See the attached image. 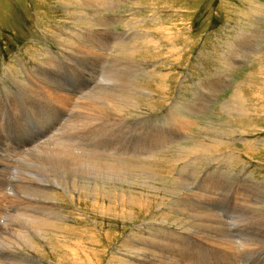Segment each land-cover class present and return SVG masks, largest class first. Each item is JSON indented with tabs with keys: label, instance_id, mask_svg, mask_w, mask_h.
I'll return each mask as SVG.
<instances>
[{
	"label": "rangeland",
	"instance_id": "374dc122",
	"mask_svg": "<svg viewBox=\"0 0 264 264\" xmlns=\"http://www.w3.org/2000/svg\"><path fill=\"white\" fill-rule=\"evenodd\" d=\"M59 143L124 178L35 199L53 175L33 158ZM0 149L1 264H264V0H0ZM205 210L233 243L198 229ZM23 213L61 220L35 235Z\"/></svg>",
	"mask_w": 264,
	"mask_h": 264
},
{
	"label": "bare ground",
	"instance_id": "6f19581e",
	"mask_svg": "<svg viewBox=\"0 0 264 264\" xmlns=\"http://www.w3.org/2000/svg\"><path fill=\"white\" fill-rule=\"evenodd\" d=\"M104 4V3H103ZM93 5V4H92ZM95 5V4H94ZM68 6V5H67ZM79 14V13H78ZM122 17V16H121ZM110 19V18H109ZM108 31V30H107ZM96 32V31H95ZM102 32V31H101ZM100 35V34H99ZM100 37V36H99ZM105 37V36H104ZM137 37V36H136ZM104 41V40H103ZM102 42V41H101ZM100 42V43H101ZM107 42V41H106ZM108 44V43H107ZM103 45V44H102ZM106 45V44H105ZM99 46V45H98ZM104 46V45H103ZM106 47V46H105ZM93 48V47H92ZM91 48V49H92ZM97 48V47H96ZM102 48V47H101ZM100 50V49H99ZM97 56V55H96ZM245 56V55H244ZM155 57V56H154ZM86 58V57H85ZM94 59V58H93ZM102 59V58H101ZM105 59H106V57H105ZM159 59V58H158ZM133 61V60H132ZM52 63V62H51ZM94 63V62H93ZM88 64V63H87ZM22 67V66H21ZM49 67V66H48ZM88 67V66H87ZM91 67V66H90ZM103 67V66H102ZM111 67V66H110ZM115 67V66H114ZM94 69V68H93ZM137 69V68H136ZM92 70V69H91ZM96 70V69H95ZM86 72V71H85ZM93 72V71H92ZM96 72V71H95ZM30 74V73H29ZM97 74V73H96ZM133 74V73H132ZM86 75V74H85ZM91 75V74H90ZM92 75H94L93 73H92ZM113 75V74H112ZM116 76V75H115ZM90 77V76H89ZM102 77V76H101ZM104 77V76H103ZM118 80V79H117ZM33 81V80H32ZM130 81V80H129ZM126 82V81H125ZM232 83V82H231ZM51 84V83H50ZM49 84V85H50ZM96 84H97V82H96ZM128 85V84H127ZM137 85V84H136ZM3 86V85H2ZM1 86V87H2ZM131 86V85H130ZM214 87V86H213ZM110 88H111V86H110ZM141 88V87H140ZM45 89V88H44ZM57 89V88H56ZM104 89V88H103ZM137 89V88H136ZM128 90V89H127ZM133 90V89H132ZM101 91V90H100ZM134 91V90H133ZM66 92V91H65ZM104 92V91H103ZM103 92H101V93H103ZM96 93V92H95ZM100 93V92H99ZM105 93V92H104ZM103 93V94H104ZM107 93V92H106ZM92 94V93H91ZM262 94V93H261ZM79 95V94H78ZM90 95V94H89ZM95 95V94H94ZM101 95V94H100ZM106 95V94H105ZM108 95V94H107ZM106 95V96H107ZM93 96V95H92ZM109 96V95H108ZM236 96V95H235ZM247 96V95H246ZM24 97V96H23ZM98 97V96H97ZM102 97H103V95H102ZM175 97V96H174ZM258 97V96H257ZM65 98V97H64ZM78 98V97H77ZM84 98V97H83ZM82 98V99H83ZM91 98V97H90ZM110 100L111 101H115L114 103L115 104H117L118 105V107H120V109L122 110V108H126L127 109V107H131V104H134V105H137V100L136 99H133V98H131V97H129L128 98V96H124V97H121V96H119V95H110ZM156 98V97H155ZM166 98V97H165ZM97 99V98H96ZM99 99H101V98H99ZM235 99V98H234ZM75 100V99H74ZM92 100V99H91ZM109 100V99H108ZM170 100V99H169ZM260 100H261V98H260ZM263 100V99H262ZM83 102H84V99L82 100ZM103 101V100H102ZM257 101H259V100H257ZM72 102V101H71ZM76 102V101H75ZM81 102V101H80ZM86 102V101H85ZM84 102V103H85ZM92 102V101H91ZM98 102H100V101H98ZM108 102V101H107ZM173 102V101H172ZM235 102V101H234ZM90 103V102H89ZM89 103H87V105L89 104ZM93 103V102H92ZM101 103V102H100ZM103 103V102H102ZM101 103V104H102ZM112 103V102H111ZM259 103V102H258ZM261 103V102H260ZM79 104V103H78ZM91 104V103H90ZM94 105L96 104V103H93ZM92 104V105H93ZM243 104V103H242ZM91 105V106H92ZM97 105H99V104H97ZM174 105V104H173ZM200 105V104H199ZM72 106V105H71ZM73 106H75V105H73ZM83 106V105H82ZM81 106V107H82ZM102 105H99L97 108H99V107H101ZM245 106V105H244ZM80 107V106H79ZM80 107V108H81ZM105 107H109V106H107L106 104H105ZM112 107H113V105H112ZM167 107V106H166ZM77 108V107H76ZM90 108V107H89ZM94 108V109H93ZM93 110H96L95 109V107L93 106ZM110 108V107H109ZM88 109V108H87ZM92 109L90 110V113H94V112H92ZM107 109V108H106ZM119 109V108H118ZM79 110V109H78ZM97 110H99V109H97ZM96 110V111H97ZM101 110V109H100ZM116 110V109H115ZM188 110V109H187ZM201 110V109H200ZM237 110H241V111H245L246 110V108H237ZM84 111V110H83ZM88 111V110H87ZM107 111V110H106ZM167 111V110H166ZM75 112H76V110H75ZM101 112H102V110H101ZM100 112V113H101ZM78 113V112H77ZM96 113V112H95ZM246 113V112H245ZM81 114V113H80ZM83 114V113H82ZM87 114V113H86ZM106 114L107 115H109V118L111 117V115H114V114H117L116 112H114L113 111V109L111 110V109H109L107 112H106ZM105 114V115H106ZM167 114V113H166ZM231 114V113H230ZM84 115V114H83ZM92 115V114H91ZM96 115H97V113H96ZM99 115V114H98ZM165 115V114H164ZM87 117H88V115H86ZM93 116V115H92ZM101 115H99V117H100ZM120 117H121V115H119ZM97 118H98V116H97ZM101 118V117H100ZM107 117L105 116V119H106ZM115 118H117V117H115ZM114 118V119H115ZM169 118V117H168ZM73 119H75V118H73ZM102 119V118H101ZM111 119V118H110ZM118 119V118H117ZM138 119V118H137ZM142 119H144V118H142ZM65 120V119H64ZM185 120V119H184ZM68 121V120H67ZM62 122H64V121H62ZM82 122V121H81ZM85 122V121H84ZM98 123H99V121H98ZM111 123V122H110ZM127 123V122H126ZM182 123V122H181ZM65 124V123H64ZM183 124V123H182ZM192 124V123H191ZM196 124V123H195ZM67 125V124H66ZM89 125H90V123H89ZM110 125V124H109ZM62 126H63V124H62ZM190 126V125H189ZM64 127V126H63ZM86 127V126H85ZM116 127V126H115ZM184 127V126H183ZM131 128V127H130ZM69 129V128H68ZM91 129V128H90ZM191 129V128H190ZM94 130V129H93ZM136 130V129H135ZM221 130V129H220ZM232 130H233V128H232ZM77 132V131H76ZM80 134V133H79ZM86 134V133H85ZM93 134V133H92ZM91 134V135H92ZM177 134V133H176ZM47 135V134H46ZM95 135V134H94ZM189 136V135H188ZM130 137V136H129ZM96 138V137H95ZM128 138V137H127ZM69 140V139H68ZM178 141V140H177ZM91 142V141H90ZM44 143V142H43ZM70 143V142H69ZM10 144V143H9ZM60 144V143H59ZM83 144V143H82ZM87 144V143H86ZM8 145V144H7ZM61 145V144H60ZM65 145V144H64ZM90 145V144H89ZM165 146V145H164ZM17 147V146H16ZM55 147V146H54ZM62 145H61V147H59V149H57V150H55V149H51V148H48L46 151H45V153L44 152H40L39 153V155L35 158L34 157V155H33V161H34V163L38 166V167H40L42 170L44 169L45 171H47L48 172V174H49V172L53 175V176H51V180L49 179V176L47 175V176H45L44 178L42 177L41 179L39 178V179H36V181H33V183H31V184H35V183H38V184H36V187H26L29 191H30V193L32 194V197H34V195L35 194H39L40 196L42 195V196H44L43 198H47V199H50V201H51V199H53L54 198V194H57L56 192H57V190H56V183H58L59 185H63V187H65L66 188V183L69 185V186H71V185H73L74 184V182H76L75 180H73V181H71V179L72 178H70V177H72V176H70L71 174H73V173H79V174H82V175H87V177H89L88 176V171H90L89 172V174H91L92 176H91V178H98V180L100 181V179H102L103 181H110L111 179H120V180H122L124 177H123V175H122V173H119V172H117L116 171V169H114V168H119V169H121L122 170V167L121 166H119V163H118V165H116V164H109V163H107V164H103V162L101 163V162H98L97 160L95 161V159H90V158H88V157H83L82 155H79V154H77V153H75L74 151H73V148H72V150L71 151H68V150H63L62 151ZM197 147V146H196ZM21 148V147H20ZM152 148V147H151ZM193 148V147H192ZM71 149V148H70ZM107 149V148H106ZM129 149V148H128ZM204 149V148H203ZM230 149V148H229ZM1 150V149H0ZM6 150V149H5ZM27 150V149H26ZM146 150V149H145ZM232 150V149H231ZM114 151V150H113ZM12 154V153H11ZM89 154V153H88ZM106 154V153H105ZM113 154V153H112ZM31 155V154H30ZM120 156V155H119ZM139 156V155H138ZM30 157V156H29ZM107 157H108V155H107ZM106 157V158H107ZM111 157V156H110ZM136 157V156H135ZM140 157V156H139ZM138 157V158H139ZM201 157H202V155H201ZM25 158V157H24ZM105 158V159H106ZM8 159V158H7ZM29 159V158H28ZM31 159V158H30ZM125 159V158H124ZM147 159V158H146ZM107 160H109V159H107ZM118 160V159H117ZM126 160V159H125ZM150 160V159H149ZM13 161V160H12ZM23 161V160H22ZM31 162H32V160H30ZM103 161V160H102ZM105 161V160H104ZM127 161V160H126ZM143 161V160H142ZM112 162V161H111ZM5 163V162H4ZM187 163V162H186ZM33 164V163H32ZM36 165H34V166H36ZM143 165V164H142ZM148 165V164H147ZM146 165V166H147ZM183 165V164H182ZM98 166H101V167H103L104 169H102V168H99ZM212 166V165H211ZM114 170H113V169ZM134 168V167H133ZM124 169V168H123ZM127 169V168H126ZM120 170V171H121ZM125 170V169H124ZM191 172V171H190ZM194 172V171H193ZM135 173H137V172H135ZM74 174V175H75ZM127 174H129V173H127ZM150 176V175H149ZM205 176V175H204ZM47 177V178H46ZM129 177H130V175H129ZM128 177V178H129ZM5 178V177H4ZM23 178V177H22ZM73 178H75V177H73ZM86 178V177H85ZM85 178H81L80 180H79V184H78V186L76 187V189H78V190H83V191H88V192H91V197H92V192H94V191H97V186L95 185V183L93 184V186H91L90 185V183H91V181L89 182L88 181V179H87V181H85L84 179ZM100 178V179H99ZM135 179H136V177H134ZM147 178V177H146ZM145 178V179H146ZM44 179H46V180H44ZM90 179V178H89ZM96 179H92V181H95ZM153 179V178H152ZM77 180V179H76ZM128 180V179H127ZM191 180V179H190ZM205 180V179H204ZM85 181V182H84ZM98 181V182H99ZM112 181V180H111ZM115 181V180H114ZM119 181V180H118ZM132 181V180H131ZM134 181V180H133ZM194 181V180H193ZM219 181V180H218ZM43 182H47V183H43ZM56 182V183H55ZM209 182V181H208ZM25 183V182H24ZM120 183V182H119ZM124 183V182H123ZM128 183V182H127ZM130 183V182H129ZM140 183V182H139ZM152 183V182H151ZM41 184H43V185H45V186H43V185H41ZM99 184V183H98ZM103 184V183H102ZM121 184V183H120ZM126 184V183H125ZM130 184H132V183H130ZM137 184V183H136ZM146 184H147V182H146ZM227 184V183H226ZM53 185V186H52ZM144 185V184H143ZM148 185H150L149 183H148ZM152 185V184H151ZM198 185V184H197ZM202 185V184H201ZM240 185V184H239ZM76 186V185H75ZM142 186V185H141ZM217 186V185H216ZM100 187H102L101 185H100ZM130 187V186H129ZM154 187H156V186H154ZM165 187V186H164ZM69 188V187H68ZM104 188V187H103ZM102 188V189H103ZM201 188V187H200ZM101 189V188H100ZM100 189H99V191H100ZM109 189V188H108ZM112 189V188H111ZM128 189V188H127ZM133 189V188H132ZM149 189H151V188H149ZM155 190H156V188H154ZM204 189V188H203ZM129 190V189H128ZM127 190V191H128ZM131 190V189H130ZM178 190V189H177ZM216 190V189H215ZM12 191V190H11ZM102 191V190H101ZM105 191H106V189H105ZM138 191V190H137ZM140 191V190H139ZM174 191V190H173ZM179 191V190H178ZM195 191V190H194ZM225 191V190H224ZM19 192V191H18ZM98 192V191H97ZM114 192V191H113ZM113 192H111V193H113ZM117 192V191H116ZM118 192H121V191H119L118 190ZM117 192V193H118ZM130 193H131V191H129ZM129 192H127L128 194H129ZM133 192H135V191H133ZM230 192V191H229ZM95 193V192H94ZM101 193V192H100ZM109 193V192H108ZM126 193V192H125ZM156 193V192H155ZM228 193V192H227ZM5 194V193H4ZM83 194V193H82ZM114 194V193H113ZM119 194H121V193H119ZM136 194V193H135ZM148 194V193H147ZM209 194V193H208ZM69 195V194H68ZM96 195V194H95ZM105 195V194H104ZM126 195V194H125ZM187 195V194H186ZM185 195V196H186ZM197 195V194H196ZM207 195V194H206ZM101 196V195H100ZM113 196H115V195H113ZM112 196V197H113ZM120 196V195H119ZM132 196V195H131ZM138 196V195H137ZM215 196V195H214ZM20 197V196H19ZM71 197V196H70ZM110 198H111V195L109 196ZM126 197V196H125ZM171 197V196H170ZM15 198V197H14ZM17 198V197H16ZM35 198V197H34ZM57 198V197H56ZM72 198V197H71ZM74 198V197H73ZM118 198H120V197H118ZM127 198H130V196L129 197H127ZM126 198V199H127ZM137 198V197H136ZM136 198H134V200L136 199ZM191 198V197H190ZM215 198V197H214ZM218 198V197H217ZM221 198V197H220ZM238 198V197H237ZM36 199V198H35ZM55 199V198H54ZM116 199V198H115ZM114 199V200H115ZM123 199V198H122ZM121 199V200H122ZM180 199V198H179ZM194 199V198H193ZM26 200V199H25ZM40 200H42V199H40ZM60 200V199H59ZM105 200V199H104ZM108 200V199H107ZM118 200V199H117ZM143 200H145V199H143ZM184 200V199H183ZM195 200V199H194ZM221 200V199H220ZM124 201V200H123ZM123 201H121V202H123ZM129 201V200H128ZM213 201V200H212ZM4 202V201H3ZM93 202V201H92ZM111 202V201H110ZM110 202H107V203H110ZM125 202V201H124ZM123 202V203H124ZM134 202V201H133ZM132 202V203H133ZM180 202V201H179ZM183 202V201H182ZM188 202V201H187ZM202 202V201H201ZM2 203V202H1ZM100 203V202H99ZM112 203V202H111ZM114 203V202H113ZM129 203V202H128ZM181 203V202H180ZM189 203H191V202H189ZM229 203V202H228ZM34 204V203H33ZM115 204V203H114ZM131 204V203H130ZM46 205V204H45ZM50 205V204H49ZM53 205V204H52ZM94 205V204H93ZM98 205V204H97ZM100 205H101V203H100ZM110 205V204H109ZM128 205V204H127ZM185 205V204H184ZM206 205V204H205ZM102 206V205H101ZM112 206V205H111ZM114 206V205H113ZM116 206V205H115ZM114 206V207H115ZM126 207H128V206H126ZM119 208V207H118ZM186 208H188V207H186ZM212 208V207H211ZM98 209H100V208H98ZM104 209H105V207H104ZM112 209V208H111ZM125 209V208H124ZM183 209V208H182ZM196 209V208H195ZM121 209L119 208V211H120ZM127 210V209H126ZM202 210V209H201ZM212 210V209H211ZM103 211V210H102ZM117 211V210H116ZM123 211V210H122ZM128 211V210H127ZM193 211V210H192ZM196 212L198 211V210H195ZM226 211V210H225ZM255 211V210H254ZM54 213V212H53ZM111 213V212H110ZM124 213V211L122 212V214ZM128 213V212H127ZM126 213V214H127ZM194 213V212H193ZM17 214V213H16ZM113 214H114V211H113ZM117 214H119V212L117 213ZM197 214V213H196ZM201 214H202V216H199V217H201V219L200 220H206V219H208L210 222H211V224H209V225H207V224H204L203 222H201V224H197L198 226H199V228L198 229H200L201 231H203V232H205L208 236H210L211 237V239L212 238H214V239H216V240H219V241H223V242H227L228 244L229 243H233L232 242V239L225 233V230L224 229H222L221 228V226H220V224H223L219 219H217L213 214H211V212H209V211H207V210H205L204 212H202L201 211ZM242 214V213H241ZM2 215V214H1ZM120 215V214H119ZM248 214H246V216H247ZM10 216V215H9ZM17 216H19V215H17ZM20 216L22 217V218H19L18 220L20 221V219H24V220H27V221H30L31 222V224H29V225H31L32 227H33V229H34V231H35V235L36 234H38V235H42L43 234V232L45 231V228H44V224L45 225H47V226H49V227H52V228H55L56 226H57V222H59L60 220L59 219H55L54 220V223H52L51 221V223L50 222H48V220H49V218L47 219V221L45 220V223L44 222H42V221H40L39 220V218H36V216H34L33 217V215H27V214H20ZM3 217V216H2ZM1 217V218H2ZM61 217V216H60ZM197 217V216H196ZM10 217H8V219H9ZM13 217H11L10 219H12ZM16 218V217H15ZM14 219V218H13ZM12 219V220H13ZM124 219V218H123ZM196 219V218H195ZM199 219V218H198ZM6 220V219H5ZM17 220V218H16V221H18ZM199 220V221H200ZM138 221V220H137ZM184 221H185V219H184ZM262 221H263V219H262ZM261 221V222H262ZM6 222H8V220H6ZM5 221H4V223H6ZM9 222H10V220H9ZM136 222V221H135ZM173 222V221H172ZM27 223V222H26ZM182 223V222H181ZM8 224V223H7ZM6 224V225H7ZM13 224V223H12ZM17 224H19V223H17ZM162 224V223H161ZM192 224V223H191ZM190 224V225H191ZM238 224V223H237ZM10 225V224H9ZM224 225V224H223ZM240 225V224H239ZM16 226V225H15ZM15 226L13 227L14 229H17V231H18V228L20 227L19 225V227L18 228H15ZM59 226H61V225H59ZM185 226V225H184ZM225 226V225H224ZM236 226V225H235ZM5 227V226H4ZM28 227V226H27ZM168 227V226H167ZM194 227V226H193ZM196 227V226H195ZM21 228V227H20ZM44 228V229H43ZM48 228V227H47ZM51 228V229H52ZM236 228H238V227H236ZM3 229V228H2ZM24 228H22V230H23ZM43 229V230H42ZM50 229V228H49ZM48 229V230H49ZM62 229V228H61ZM195 229V228H194ZM9 230H11V229H9ZM25 230H26V228H25ZM47 229H46V231H48ZM53 230V229H52ZM51 230V231H52ZM8 231V230H7ZM50 231V230H49ZM171 231V230H170ZM9 232V231H8ZM7 232V233H8ZM12 232V231H11ZM58 232H59V230H58ZM57 232V233H58ZM14 233V232H13ZM12 233V234H13ZM26 233V232H25ZM34 233V232H33ZM44 233H46V232H44ZM55 234H56V232H54ZM59 233H61V232H59ZM187 233V232H186ZM12 234H10V235H12ZM14 234H16V233H14ZM50 234V233H49ZM140 234V233H139ZM155 234V233H154ZM183 234V233H182ZM8 235V234H7ZM17 235H18V237L20 238L19 240H22L24 243H27L28 244V246H30L31 248H35V242H34V244H33V240H31V238H29V237H26L24 234H23V232L21 233V231H18V233H17ZM31 235V234H30ZM57 235V234H56ZM60 235V234H59ZM172 235V234H171ZM28 236V235H27ZM33 236V235H32ZM46 236V235H45ZM50 236V235H49ZM54 236V235H53ZM202 236V235H201ZM17 237V236H16ZM31 237V236H30ZM58 237V236H57ZM248 237V236H247ZM252 237V236H251ZM5 238V237H4ZM15 238V237H14ZM33 238V237H32ZM46 238V237H45ZM44 238V239H45ZM49 238H51V237H49ZM136 238V237H135ZM135 238H133V242H135L134 241V239ZM140 238H142V237H140ZM205 238V237H204ZM238 238V237H237ZM250 238V237H249ZM1 239V238H0ZM16 239V238H15ZM15 239H13L14 241H15ZM18 239V238H17ZM36 239V238H35ZM34 239V240H35ZM48 239V238H47ZM207 239V238H206ZM49 240V239H48ZM53 240V239H52ZM51 240V241H52ZM138 240H139V238H138ZM6 241V240H5ZM39 241V240H38ZM55 241H57V240H55ZM136 241H137V239H136ZM147 241V240H146ZM213 241V240H212ZM17 242V241H16ZM40 242V241H39ZM59 242H61V241H59ZM207 242V241H206ZM222 242V243H223ZM260 242V241H259ZM14 242H12V244H13ZM17 243H19V241L17 242ZM23 243V244H24ZM38 243V242H37ZM49 243V242H48ZM51 243H53V242H51ZM11 244V243H10ZM22 244V243H21ZM23 244H22V246H23ZM80 244V243H79ZM198 244V243H197ZM196 244V245H197ZM238 244V243H237ZM3 245V244H2ZM17 245H19V244H17ZM16 245V246H17ZM137 245V244H136ZM4 247H6L5 245H3ZM72 246V245H71ZM143 246V245H142ZM214 246V245H213ZM226 246H228V245H226ZM236 246V245H235ZM238 246V245H237ZM257 246V245H256ZM9 247V246H8ZM19 247V246H18ZM42 248H44L43 246H41ZM54 247H55V245H54ZM62 247V246H61ZM139 247V246H138ZM138 247H135V249L137 248L138 249ZM253 247V246H252ZM13 248H15V247H13ZM25 248V247H24ZM40 248V247H39ZM134 248V247H133ZM133 248L131 249V251L133 252L134 250H133ZM139 248H141V247H139ZM146 248V250H147V246L146 247H144V249ZM257 248H259V247H257ZM7 249V248H6ZM21 249H22V247H21ZM26 249V248H25ZM62 249V248H61ZM256 249V248H255ZM4 250V249H3ZM9 250H10V248H9ZM27 250V249H26ZM73 250V249H72ZM142 250V248L140 249V251ZM13 251H16V250H13ZM29 251V250H28ZM27 251V252H28ZM36 251H37V249H36ZM65 251V250H64ZM69 251V250H68ZM68 251H66V252H68ZM138 251H139V249H138ZM151 251V250H150ZM245 251V250H244ZM256 251H258V250H256ZM8 252V251H7ZM22 252V251H21ZM31 252V251H30ZM33 252V251H32ZM75 252V251H74ZM86 252V251H85ZM130 252V251H129ZM128 252V253H129ZM143 252V251H142ZM145 252V251H144ZM219 252V251H218ZM3 253V252H2ZM5 253V252H4ZM59 253V252H58ZM68 253H70V252H68ZM81 253V252H80ZM139 253V252H138ZM159 253V252H158ZM161 253V252H160ZM85 254V253H84ZM142 254V253H141ZM153 254V253H152ZM163 254V253H162ZM161 254V255H162ZM247 254V253H246ZM5 255V254H4ZM19 255V254H18ZM21 255V254H20ZM133 255V254H132ZM132 255H131V257H132ZM190 255V254H189ZM220 255V254H219ZM16 256V255H15ZM32 256V255H31ZM135 256H137V251H136V255ZM138 256H139V254H138ZM142 257V259H141V263H147V262H150V261H152V260H150V259H152V257L150 258V259H147V258H145L144 257V255H141ZM146 256V255H145ZM148 256V255H147ZM171 256V255H170ZM253 256V255H252ZM19 257V256H18ZM21 257V256H20ZM27 257V256H26ZM25 257V258H26ZM30 257V256H29ZM62 257V256H61ZM87 257V256H86ZM89 257H90V255H89ZM134 257V256H133ZM11 258V257H10ZM17 258V257H16ZM21 258H24L23 257V255H22V257ZM83 258V257H82ZM135 258V257H134ZM28 259V258H27ZM67 259H68V257H67ZM76 259H78V258H76ZM80 259V258H79ZM218 259V258H217ZM17 260V259H16ZM38 260V259H37ZM57 260V259H56ZM72 260V259H71ZM82 260H84V259H82ZM174 260V259H173ZM2 261V260H1ZM4 261V260H3ZM20 261H21V259H20ZM81 261V260H80ZM79 261V262H80ZM159 261V260H158ZM14 262V261H13ZM17 262V261H16ZM19 262V261H18ZM25 262V261H24ZM58 262V261H57ZM127 262V261H126ZM153 262V261H152ZM258 262V261H257ZM6 263V262H5ZM11 263H12V261H11ZM23 262L21 261V264H22ZM128 263V262H127ZM156 263V262H155ZM160 263V262H159ZM1 264V263H0ZM20 264V263H19ZM33 264V263H32ZM53 264H56V263H53ZM66 264V263H65ZM150 264V263H149ZM164 264H165V262H164ZM221 264H223L222 262H221Z\"/></svg>",
	"mask_w": 264,
	"mask_h": 264
}]
</instances>
